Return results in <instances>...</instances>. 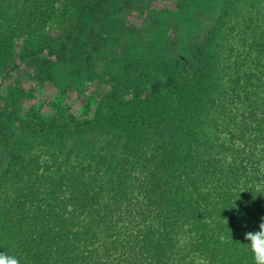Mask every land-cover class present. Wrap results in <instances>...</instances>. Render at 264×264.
Returning <instances> with one entry per match:
<instances>
[{"label": "trees", "instance_id": "1", "mask_svg": "<svg viewBox=\"0 0 264 264\" xmlns=\"http://www.w3.org/2000/svg\"><path fill=\"white\" fill-rule=\"evenodd\" d=\"M108 4L75 0L56 39L0 46V252L21 264H253L244 234L264 217V14L216 97L205 94L213 65L197 45L187 74L179 59L129 99L112 88L82 120L39 111V133L58 138L50 147L14 137L22 103L56 84L86 20L103 22ZM13 74L32 85L8 89Z\"/></svg>", "mask_w": 264, "mask_h": 264}, {"label": "rangeland", "instance_id": "2", "mask_svg": "<svg viewBox=\"0 0 264 264\" xmlns=\"http://www.w3.org/2000/svg\"><path fill=\"white\" fill-rule=\"evenodd\" d=\"M74 4L75 0H0V46L18 52L56 39L69 25ZM263 14L264 0H109L105 20H86L66 61L55 68L56 84L38 89L33 99L22 103L12 123L13 135L22 139L26 134L24 141L35 150H39L40 139L48 144L42 148L50 147L58 138L39 133V111L82 120L93 113L97 100V104L106 101L104 93L112 88L129 99L130 93L147 87V79L164 78L161 67L179 59L185 60L181 72L187 74V59L197 45L205 46L213 65L205 94L207 99L216 97L235 72L234 57L253 42ZM12 78L6 83L8 89L32 85L16 74ZM205 101L200 105L204 118L211 115ZM111 124L106 120L103 125ZM93 135L83 132L80 138L88 140ZM34 149L29 146L19 154ZM6 151L0 144V168Z\"/></svg>", "mask_w": 264, "mask_h": 264}, {"label": "clouds", "instance_id": "3", "mask_svg": "<svg viewBox=\"0 0 264 264\" xmlns=\"http://www.w3.org/2000/svg\"><path fill=\"white\" fill-rule=\"evenodd\" d=\"M228 224V221L226 220ZM223 239V237H221ZM248 242L244 244L252 254L253 264H264V217L258 225V230L249 231L244 234ZM0 264H21V259L9 254L7 251L0 252Z\"/></svg>", "mask_w": 264, "mask_h": 264}]
</instances>
